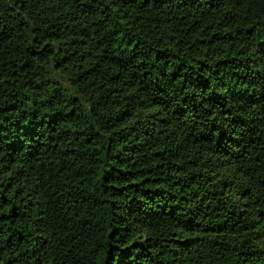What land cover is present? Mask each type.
Segmentation results:
<instances>
[{
	"label": "trees",
	"instance_id": "trees-1",
	"mask_svg": "<svg viewBox=\"0 0 264 264\" xmlns=\"http://www.w3.org/2000/svg\"><path fill=\"white\" fill-rule=\"evenodd\" d=\"M0 264H264V0H0Z\"/></svg>",
	"mask_w": 264,
	"mask_h": 264
}]
</instances>
